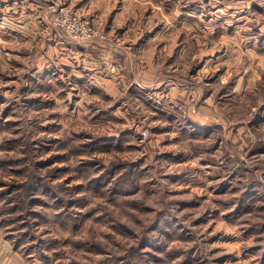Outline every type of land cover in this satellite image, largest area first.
<instances>
[{
    "label": "rangeland",
    "instance_id": "374dc122",
    "mask_svg": "<svg viewBox=\"0 0 264 264\" xmlns=\"http://www.w3.org/2000/svg\"><path fill=\"white\" fill-rule=\"evenodd\" d=\"M35 2L0 0V228L14 249L28 264H264V79L225 54L224 4L214 43L179 54L161 19L184 5L206 22L196 0H138L128 30ZM60 8L94 34L67 36Z\"/></svg>",
    "mask_w": 264,
    "mask_h": 264
},
{
    "label": "crops",
    "instance_id": "0c3cea01",
    "mask_svg": "<svg viewBox=\"0 0 264 264\" xmlns=\"http://www.w3.org/2000/svg\"><path fill=\"white\" fill-rule=\"evenodd\" d=\"M42 12L50 13L61 5H68L72 9L85 13L92 23L109 24L118 26L122 30H128L129 26L134 23H127L129 17L135 12L136 2L138 0H34ZM194 2V0H192ZM199 2L203 10H207V21L201 22L200 15L188 10L184 5L183 8L176 10V22L169 23L168 18L161 19V30L167 29L170 25L174 31H179V37L176 40V46H180L179 54L189 43L193 45L208 46L214 43L212 37L216 33V23H212L211 19L220 10L219 5L224 4L226 18L225 33L228 37L225 43V54L230 50V57L241 56L240 60H244L246 70L243 77H256L264 79V6L258 0H196ZM224 3H223V2ZM114 2L117 8H114ZM141 4V3H140ZM146 4V3H145ZM207 6V9H206ZM114 10V15L110 21L107 16L102 17L103 13L108 14ZM193 10V9H192ZM201 9H198V11ZM197 11V10H196ZM102 15V16H101ZM126 15L122 20L121 16ZM204 20V19H203ZM163 22H166L163 23ZM165 32V31H164ZM202 37L200 38V35ZM146 35V38H151ZM163 37V35H162ZM230 38V39H229ZM151 40V39H149ZM169 41V39H167ZM175 39H170L174 41ZM162 44H166L161 42ZM200 51V50H199ZM211 57V56H210ZM209 57V59H210ZM209 59H205L208 61ZM263 119H260L262 121ZM262 123V122H261ZM0 264H28L23 256L14 249L10 239L0 228Z\"/></svg>",
    "mask_w": 264,
    "mask_h": 264
},
{
    "label": "built area",
    "instance_id": "2783aa9c",
    "mask_svg": "<svg viewBox=\"0 0 264 264\" xmlns=\"http://www.w3.org/2000/svg\"><path fill=\"white\" fill-rule=\"evenodd\" d=\"M264 6V0H258ZM53 25L63 28L67 36L75 40L87 39L94 34L89 21L68 8H60L52 17Z\"/></svg>",
    "mask_w": 264,
    "mask_h": 264
},
{
    "label": "trees",
    "instance_id": "16d2710c",
    "mask_svg": "<svg viewBox=\"0 0 264 264\" xmlns=\"http://www.w3.org/2000/svg\"><path fill=\"white\" fill-rule=\"evenodd\" d=\"M195 124V126H201L200 124H198V123H194ZM263 151H264V149H263Z\"/></svg>",
    "mask_w": 264,
    "mask_h": 264
}]
</instances>
